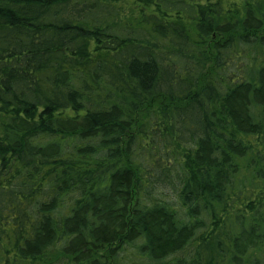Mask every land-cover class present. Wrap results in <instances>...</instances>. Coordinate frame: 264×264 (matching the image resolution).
<instances>
[{"label": "trees", "instance_id": "obj_1", "mask_svg": "<svg viewBox=\"0 0 264 264\" xmlns=\"http://www.w3.org/2000/svg\"><path fill=\"white\" fill-rule=\"evenodd\" d=\"M0 264H264V0H0Z\"/></svg>", "mask_w": 264, "mask_h": 264}]
</instances>
